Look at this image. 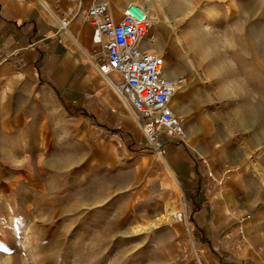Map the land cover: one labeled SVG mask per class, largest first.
I'll return each instance as SVG.
<instances>
[{"label": "rangeland", "instance_id": "1", "mask_svg": "<svg viewBox=\"0 0 264 264\" xmlns=\"http://www.w3.org/2000/svg\"><path fill=\"white\" fill-rule=\"evenodd\" d=\"M151 1L159 22L149 17L140 45L156 47L165 75L180 80L171 102L185 96L201 140L260 175L264 0ZM139 130L65 117L51 105L1 147L0 264H208L188 207L186 222L173 217L186 199Z\"/></svg>", "mask_w": 264, "mask_h": 264}, {"label": "crops", "instance_id": "2", "mask_svg": "<svg viewBox=\"0 0 264 264\" xmlns=\"http://www.w3.org/2000/svg\"><path fill=\"white\" fill-rule=\"evenodd\" d=\"M130 2L111 0L116 19ZM67 6V0H0V148L20 140L51 105L65 117L79 115L101 127L139 134L125 105L96 68L98 53L88 19L82 14L72 19L69 34L59 29L56 17ZM140 43L142 50L157 49ZM86 93L91 96L86 98ZM171 108L181 118L185 135L165 136L168 152L163 164L186 199L184 213L188 207L201 235V254L208 264H264L263 170L258 176L252 169L240 170L223 160L217 144L201 140L185 96L171 102ZM225 163L233 172L214 183L207 169L218 177ZM238 221L244 238L235 248ZM226 231L229 238L223 237Z\"/></svg>", "mask_w": 264, "mask_h": 264}, {"label": "built area", "instance_id": "3", "mask_svg": "<svg viewBox=\"0 0 264 264\" xmlns=\"http://www.w3.org/2000/svg\"><path fill=\"white\" fill-rule=\"evenodd\" d=\"M67 1L66 9L56 17L59 29L69 34L68 24L72 19L80 14L88 19L92 42L99 48L97 70L106 79L111 93L129 109L146 144L163 160L168 152L165 136L182 139L185 135L181 118L171 108V98L180 80L164 74L163 54L139 47L151 26L147 11L140 3L130 2L116 19L110 0ZM200 160L206 164L205 158ZM232 172L229 163L224 164L218 177L207 169V175L217 184ZM173 217L186 222L183 211H176ZM235 228L237 248L244 238L241 221ZM230 235V231L223 233L224 238Z\"/></svg>", "mask_w": 264, "mask_h": 264}, {"label": "bare ground", "instance_id": "4", "mask_svg": "<svg viewBox=\"0 0 264 264\" xmlns=\"http://www.w3.org/2000/svg\"><path fill=\"white\" fill-rule=\"evenodd\" d=\"M142 6H143V8L147 11V14H148V17H150V19H151V21H152V23H154L155 25L156 24H158V22H159V11L157 10V9H155V7H153V3H152V1L151 0H140V1H138ZM187 6H185L184 7V9L186 8ZM182 8H183V6H182ZM161 10V9H160ZM173 11H175V12H177V10L179 11V12H181L180 10V8H179V6H177L175 9L173 8L172 9ZM183 12V11H182ZM163 15H164V17H166L165 16V14H164V12L162 13ZM173 14V13H172ZM170 15V17H172V18H174V14L173 15H171V14H169ZM178 18V17H177ZM167 20V19H166ZM168 21V20H167ZM193 21H194V19H193ZM144 38V37H143ZM190 40V42L188 43V41H186L185 42V44L188 46H194V40H192V39H189ZM191 42H192V44L193 45H191ZM197 47V46H196ZM164 74H165V72H164ZM179 86V85H178ZM177 86V87H178ZM177 89V88H176ZM133 119V118H132ZM134 120V119H133ZM134 122L136 123V121L134 120ZM136 125H137V123H136ZM138 126V125H137ZM138 128H139V126H138ZM173 212V211H172ZM176 212V211H175ZM174 212V213H175ZM173 214V213H172ZM167 220H169V219H167ZM143 229H145V227H143V226H140L139 228H138V230H143ZM192 245H193V243H192ZM191 263V262H190Z\"/></svg>", "mask_w": 264, "mask_h": 264}]
</instances>
